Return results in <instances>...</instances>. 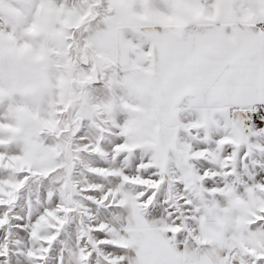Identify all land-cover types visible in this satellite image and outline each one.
<instances>
[{"label":"snow or ice","instance_id":"obj_1","mask_svg":"<svg viewBox=\"0 0 264 264\" xmlns=\"http://www.w3.org/2000/svg\"><path fill=\"white\" fill-rule=\"evenodd\" d=\"M0 264H264V0H0Z\"/></svg>","mask_w":264,"mask_h":264}]
</instances>
